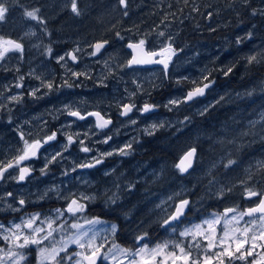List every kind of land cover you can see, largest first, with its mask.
Instances as JSON below:
<instances>
[{
    "label": "rangeland",
    "instance_id": "rangeland-1",
    "mask_svg": "<svg viewBox=\"0 0 264 264\" xmlns=\"http://www.w3.org/2000/svg\"><path fill=\"white\" fill-rule=\"evenodd\" d=\"M145 2L147 3L145 13L141 10L144 3L136 2L132 5L131 10L127 11V15L124 14L123 6H119L118 0H77L80 15L71 12V0H3V2H0V16L5 17L4 21H0V37L5 40H14L23 46L22 52H9L0 60V71H3V73L0 72V93H2L0 103L7 104L11 108L13 120L10 123L9 112L0 109V164L11 161L17 151L21 149L20 144H23V142L18 135L19 131L28 133L29 136L26 138L30 140L51 133L55 129L54 127H59V125L73 120L70 117V120L64 118V115L60 116L63 119L61 122L59 119L53 120L50 110L60 108L69 102H75L74 106L82 112L98 110L102 115H105V118L109 116L113 118V124L108 129L97 133L94 122L91 120L85 122L78 120L70 130L65 129V131L69 134L80 133V139H85L83 135L85 132H88L89 135L97 133L92 136L91 140H85L89 147H92L94 141L103 140L106 136L111 135L113 138L108 144H95V148L99 152H107L120 147L132 137H136L140 141L133 145V154L128 156L129 160L127 159V161L130 167H141L146 169L147 173L151 172L150 165L154 166L157 173L152 176L150 174L144 175L145 185L143 187L149 188V186H152L157 190V185H152L151 181H160L161 193H158L157 190L154 200L151 197H146L144 200L131 197V200H128L126 196L119 197L117 203L114 204L115 211L118 212L117 210L120 207L128 208L132 212L139 209L142 216L137 211L136 214H133V217L135 219L141 218L135 224L142 223L141 220L144 221L141 225H137L142 226L144 229H137L134 235L147 234L148 228L155 225L162 233V238L155 244L145 245L152 249L158 244L168 242V251L175 250L178 252L174 248L176 243H181L185 247L196 243L191 236L181 237L179 235L186 227L201 224L202 221L213 218L212 214L221 215L226 208H234L237 212H244L254 204L253 200L245 198L246 190L264 193V164L255 162V158L252 157L264 153V119H262L264 118V61L253 64L247 62L248 56L264 52V30L254 31L249 30L248 27L237 29L236 39L237 37H247L248 33L252 32L251 39H244L243 43L240 44L241 46L232 45L231 40L233 38L228 35L230 32L226 36H220L225 47L218 49L216 45H211L208 48L211 53L209 52L207 56L203 55L206 49L197 42V40L202 41L201 37H203L204 30L201 26L195 25L192 27L190 25V30H186V35L190 36V46L187 48L177 46L178 31L173 34L169 33L173 37L175 49L182 51H179L175 56L177 63L168 71V79H164V72L158 69L141 70L139 69L141 67H137V70L126 67L127 61L130 59L125 47L126 42L128 44V41L138 42L140 39H145L148 46L156 47V44H158L157 48L163 47L168 42L166 37L164 39L158 37V33L163 32L161 28L157 30L156 35H153L151 28L142 26L141 18L144 16L151 17L154 14L153 1L145 0ZM154 2L160 7L161 3L158 0ZM261 5L264 8V1L261 2ZM29 11L36 12V20L24 16ZM61 13H67V16L52 29L54 35L46 28V23L54 20ZM228 26V31H230L232 25L227 24ZM258 26L261 27V25ZM231 30L233 31V28ZM117 32L124 39L118 38ZM103 39L110 41V46L98 57H91L89 54L91 46ZM48 48L52 49L50 55L47 53ZM76 48L82 49L78 54V59H80L78 64L68 60L66 67H62L61 63H57L59 56ZM185 50H187V53H185ZM189 56L190 67L187 69L180 62L189 58ZM229 65H235V67L231 74L225 76V79H220L222 75L209 70V68L227 70ZM23 67L24 71H22ZM205 69H207L205 75L211 73V78L215 80V84L204 97H201L195 104L185 106L178 112H170L163 107L169 99L182 98L189 89L198 86L193 81H200L201 72ZM7 71L13 72V75H9L10 73ZM71 71L87 72L90 74V78L80 77L81 87L61 88L59 91H52L49 95L44 96L42 100H34L27 95V92L35 88L41 89L38 95L47 92L46 87L41 88L42 82H51L54 85H62L65 79L72 82ZM27 75H29V80L33 81H26L25 76ZM20 76L24 77L23 87L16 89L14 85L19 81ZM37 77H40V79H37ZM183 77L189 78L183 81L182 84L185 86L174 87L176 81ZM100 80H103V84L99 83ZM133 81L136 84H133ZM221 83L223 84L221 85ZM136 85H140L141 90L137 91ZM6 89H11V95L22 94V101L18 103L9 102L8 97L4 98ZM154 89L157 90L153 91ZM125 90L137 92V94L129 100L126 97ZM248 92H251L252 95L245 96V93ZM238 93L240 94L239 97L237 96ZM121 97H125L123 102L126 103L134 101L138 108L145 102L160 105V107L144 116H140L139 112L134 111L130 114V118L120 117L116 102ZM222 97L224 99L220 103H215L220 101ZM214 103L216 105L215 110L205 120L203 119V122L194 119V117L198 118L200 116L198 114L193 115L194 113H198L205 106ZM20 104H30V106L29 108L23 107L19 111ZM226 106L234 107L236 113L228 114V111L225 110ZM185 116H192V122L181 126L177 121L183 120ZM41 117H43V120L48 121L47 128L41 127L43 123ZM131 119H137L135 126L130 124ZM26 121L28 123H25ZM161 121H168L172 124V127L163 128V130L169 129V134H165L166 132H163L162 129L158 130L156 135L143 133L142 129L152 123L159 124ZM90 126L91 130L89 131ZM117 129H120L119 134H117ZM210 132H225L224 134L228 133L233 138L242 134L256 135V138L259 139L253 140L263 147H258L254 153H248V157L242 162L240 161L242 156L237 157V162L225 168L224 165L230 160L228 157L236 153L237 147L226 146L223 141L217 145L215 142L211 143L210 140H206V138H211ZM142 134L145 137L150 136L148 138L151 140V146L163 144L166 147L169 146L168 157H157L155 153L151 155V151H149L146 153L148 157L142 158V161H140V156H137V154L141 155L144 152H142V148L147 150L148 143L147 138L142 137ZM65 142V137H62L47 152L59 151L60 144ZM196 145L199 146L197 152L200 150L199 159L187 174L181 175L175 169L177 159L188 148L196 147ZM137 149L139 153H135ZM95 153L98 154L97 151ZM43 157L41 160L44 164ZM68 157L69 162L65 160L63 164L53 165L50 168H71V160L80 163L87 158L81 152H76L75 155L69 154ZM227 158L228 160L225 163ZM60 177H62L61 173L56 174L53 179H60ZM71 178L72 176H69L67 179ZM210 181L215 183L210 185ZM50 182L51 185L60 186L59 181L53 180ZM210 188L217 193L221 188H224L225 194L223 196L213 195L209 191ZM229 189L231 190L229 191ZM169 197H174V199L170 201ZM180 199L191 201L190 214L187 215L186 212L180 222L169 226L166 230L161 228L160 225L163 220L171 215L174 210V207L170 208L169 205H174ZM61 201L53 195L48 199L47 206L53 210L50 211L51 216L55 215L54 210L58 209V204ZM208 203H211V209H207L202 216L194 214ZM157 205H161V207H157ZM118 213L120 214V212ZM231 215L233 213H230L229 217ZM259 215L255 214L257 221ZM186 216L190 218L185 219ZM250 219L252 217H244V221ZM244 221H241L239 227L247 226ZM82 225L85 229L89 227L85 223ZM110 225V223L102 221L101 224L94 226L99 233L97 244L103 243L106 253L113 246L125 249L113 241H107L116 232L111 231ZM203 227L207 228V225H203ZM74 232H76V229ZM222 232L223 223L216 225L217 235H221ZM72 233L71 230L70 234ZM132 233L131 231L130 234ZM197 239L202 247L199 249L193 248V255L203 256L207 241L200 237ZM123 240L130 241V239ZM70 245L72 244H69L66 249L70 254L79 250L69 248ZM145 245L126 250L135 252ZM56 246L62 245L57 244ZM36 252L39 261L37 264H40L39 250L37 249ZM60 255L62 257L64 254L61 253ZM114 259L115 264H127L124 257L119 254L114 258L109 256L105 261L108 264H114ZM233 264H245V262L234 261Z\"/></svg>",
    "mask_w": 264,
    "mask_h": 264
},
{
    "label": "snow or ice",
    "instance_id": "snow-or-ice-1",
    "mask_svg": "<svg viewBox=\"0 0 264 264\" xmlns=\"http://www.w3.org/2000/svg\"><path fill=\"white\" fill-rule=\"evenodd\" d=\"M3 2V0H0ZM188 0H185V4H187ZM242 3L251 7L250 0H242ZM119 6H123L127 15V0H118ZM193 12H197V8H192ZM71 12L80 15V11L78 9L77 0H71ZM252 16H264V8H253L251 11ZM25 17L31 18L32 20L37 19V14L35 11H29L24 14ZM209 18H211L212 13H208ZM5 17L0 16V21H4ZM41 23H43L41 21ZM117 37L121 40L124 39L123 36L120 35L119 32L116 33ZM159 38L166 37L167 43L164 44L163 47L160 48L159 52H144V46L146 44L145 39H140L137 43L129 42L127 47L133 50L135 53L138 49L141 51V55H133L131 59L127 61L126 67H132L135 65H144L157 63L163 66L164 71V79H168V69L169 64L172 62L173 57L178 54L180 49L173 48V37L170 34H166L165 32L158 33ZM252 32H249L247 37L241 38L237 37L236 44L240 45L243 43L244 39H251ZM108 41H103L102 43H95L91 46L90 56L96 57L98 53L101 52L102 49L108 44ZM22 52L23 46L20 43H17L14 40L0 37V60H2L7 53L9 52ZM82 51L80 48H76L72 51L61 55L57 59V63H61L62 67H66L67 61L70 60L74 64H78V54ZM47 53L50 55L52 53V49L48 48ZM156 57H160L156 59ZM264 61V52L258 53L256 55H250L247 57L248 64L259 63ZM228 67L227 70H223L224 76H228L233 72V68ZM207 69L201 72V80L193 81L194 84H198L191 89H189L183 97H174L167 101L166 104L163 105L168 111H180L185 106L195 104L201 97H204L208 90H210L214 84L215 80L211 78V73H208ZM80 77H89L90 74L84 71H71L72 82L65 79L62 85H54L51 82H42L41 88L46 87L48 89L43 95H38L40 93V88L32 89L27 93L29 97L34 100H42L44 96L49 95L52 91H59L61 88H73V87H81L82 85L79 83ZM40 79V77H37ZM188 77H183L178 79L176 83L179 85L182 81L188 80ZM24 77L20 76L19 81L14 85L16 89H21L23 87ZM100 84H103V80L99 81ZM162 83V81H161ZM133 84H136L133 81ZM158 87L159 85H154ZM10 87V86H9ZM137 91L141 90L140 85H136ZM126 97L131 100L137 92H128L125 90ZM2 95V93H0ZM252 93H245V96H251ZM239 97L240 94L238 93ZM125 97H121L117 100L119 116L124 118H130V114L134 111L139 112L140 116H144L145 114L151 113L155 111L160 105H153L145 102L141 107H137L134 101L132 102H123ZM224 98L222 97L220 101H216L215 103H220ZM9 102L18 103L22 101V94L17 95H9ZM214 104H210L205 106L202 110L198 111V113H194L193 115H205L210 108L215 106ZM75 102H69L68 104L62 105L60 108H54L50 110V114L52 115L53 120H58L61 115L66 117L74 118L71 121H68L64 124L59 125L58 128H55L51 131V134L45 135L43 139H33L29 142V139L26 138L29 136L28 133L24 131H19L18 135L20 140L23 142V148L19 155L14 158V161H10L8 163L0 166V181L5 179V175L8 174L11 176L10 170H15L18 168V175L11 176L18 184L26 181V179L30 178L35 171V168L27 164L26 162L34 159L40 158V150L44 149L46 145H51L53 142L58 141V134H62L65 137V143L60 144V150L52 152H46L44 155V164L43 167L39 169L41 176H47L50 172V166L63 164L65 160H69V157L65 155V153L69 152L71 147L75 144H79V151L83 154H90L93 151L98 152V156L91 157V159L87 162L76 163L75 160H71L72 167L65 168L61 175L63 177H68L71 173L79 170L92 169L102 165L105 160L109 157L118 156V157H127L133 154L134 148L133 145L139 143L140 141L136 137H132L128 142L124 145L114 148L111 151L107 152H99L98 149L95 148L96 143L108 144L112 140V136H106L103 140L94 141L92 147H89L85 140H91L92 136L96 135L99 131L108 129L113 121L111 117L105 118V115H102L100 111H90V112H82L78 107H75ZM0 109L6 110L9 112V122H13L11 116V108L8 107L7 104L0 103ZM89 117L95 118V129L97 133H92L89 135L88 132L83 133L85 139H80V133L69 134L65 131V129H70L72 125L77 121L87 120ZM43 120V117H41ZM138 119V118H137ZM137 119H131L130 124L135 126L137 124ZM264 119V118H262ZM192 122V116H185L183 120L177 121L181 126L190 124ZM25 123H28L27 121ZM48 121L43 120L41 125L42 128H47ZM165 127H172V124L168 121H161L159 124L152 123L148 127L142 129L143 133L147 135H154L158 130L163 129ZM91 130V126L89 131ZM120 129H117V134H119ZM197 157V148L195 146L190 147L184 154L180 157L179 163L175 165V169L183 175L187 174L189 170L193 167L194 161ZM235 163L234 160H228L227 164L224 165L225 168L232 166ZM105 175H109L108 172H105ZM83 184H87V181H83L82 177H78ZM214 181H210V185L214 184ZM243 183V182H242ZM116 187L119 189L121 187L126 188L129 192H131L135 184L129 182L126 185L117 184ZM231 189H229L230 191ZM209 191L213 195L223 196L225 194L224 188H221L219 192H214L210 188ZM55 193L57 199L64 200L67 204L66 208L55 209L54 214L56 219L60 217H64L65 214H69L73 217H77L78 215L84 214L87 211L88 204L96 199L95 195H88L85 192H71L68 195H64L63 192L60 191V186L53 185L51 188L47 189L42 195L38 194V198L43 200L49 197L50 193ZM69 196L71 197L69 199ZM259 196V204L255 207H250L246 209L244 212H237L234 208H226L224 213L221 215L212 214L213 218L206 219L202 221L201 224H195L191 227H186L183 231L179 233L181 237L191 236L192 240L196 243L189 244L186 247L182 246L181 243H176L174 248L178 250L168 251V242L163 244H158L156 247L149 249L147 245L138 248L135 252L120 249L116 246H113L108 250L107 253L103 252L104 248L103 243L97 244V236L98 231L95 230L94 226L97 224H101L98 218H94L92 220H85V224L89 225L87 229H85L84 225L79 223H72L71 228L76 229V232L68 235L66 238H62L58 242H54L52 247H40L42 243L45 241H54V232L63 231L67 228V225L64 228H53V223L55 220L50 217H45L41 219V213H33L27 215L25 217H21L20 223L9 222V226L5 227V225L0 224V239L5 241L6 247H0V264H22V262L26 259L24 250H26L29 246L35 245L39 249V257L40 264H45V262H50V264H98V260L103 257L104 259H108L109 256L113 258L119 254L124 257L127 261V264H233L234 261H244L245 264H264V194L253 190H246L245 198L250 199L252 197ZM8 198H13L14 194L12 192H7L3 196H0V200L7 201ZM119 197L116 194L108 198V201L112 204H116ZM170 201L174 199V197L168 198ZM28 203L26 198L21 196L18 201V207H13L12 204L6 203L5 206L13 212H20L24 206ZM191 201L189 199H180L178 203L174 205H169L170 208L174 207V211L171 212V215H168L166 219L163 220V223L160 225L161 228L165 230L174 224H177L181 221V219L186 215V212L190 210ZM157 207H161V205H157ZM233 213L229 217V214ZM255 214H260L258 217V221L256 219ZM128 213H125L127 216ZM252 217V219L248 221H244V217ZM241 221L247 225L245 227H239ZM223 223V232L221 235H217L216 233V225ZM46 225V228L43 227ZM203 225H207V228H204ZM110 229L112 232H115L117 229L116 224H111ZM146 236V233H145ZM198 237L207 241L206 246H204V255L203 256H194L193 248L199 249L202 247L200 241L197 239ZM144 239V236H137L136 241L140 242ZM60 244L62 246H56ZM69 244H74L79 249L75 253H69L66 251ZM61 253L64 255L61 257ZM115 264V259H114Z\"/></svg>",
    "mask_w": 264,
    "mask_h": 264
},
{
    "label": "flooded vegetation",
    "instance_id": "flooded-vegetation-1",
    "mask_svg": "<svg viewBox=\"0 0 264 264\" xmlns=\"http://www.w3.org/2000/svg\"><path fill=\"white\" fill-rule=\"evenodd\" d=\"M152 1L154 4V14H152L153 16L151 17L148 16L142 17L141 18L143 23L142 26L144 28L145 27L151 28L153 35H156V32L159 28H161L163 32H165L166 34L169 33L173 34L176 33V31H178L177 46H181L184 48L190 46V36L186 35V30H190V25L192 27L195 25L201 26L204 30L203 37H201L202 41L197 40V42H199L200 45L206 49V51L203 53V55L205 56L209 55L210 51L208 50V48L211 45H216L218 49H223L225 45L223 46L220 36H226L229 32L230 33L228 35H230L233 38L231 40L232 45H237L236 44L237 29H243L245 27H248L249 30H254V31L264 30V16L251 15V11L253 8H263L261 2H263L264 0H250L251 7H248L247 5L243 4L242 0H188L187 4H185V0H158V2L161 3L160 7L155 4L154 2L155 0ZM133 2L144 3L141 6V10L144 13L146 12L147 3L145 2V0H127V9H126L127 11L131 10L132 5L134 4ZM192 8H197L198 11L193 12ZM209 12L212 13L211 18H209L208 16ZM227 24L232 25L233 31L231 30L232 28L230 29V31H228L229 26L227 27ZM258 25H261V27H259ZM211 37H213V39H211ZM157 45L158 44H156V47H150L148 46V43L146 41V44L144 46V51L159 52L161 47L157 48ZM173 48H176V46L173 45ZM127 52L129 57H131V52L129 50H127ZM185 53H187V50H185ZM159 58L160 57H156V59ZM78 60L80 62V59ZM176 63L177 60L175 59L174 56L172 62H170L169 64L168 71L172 69V67ZM180 63L181 65H183L185 68L188 69L190 67V56L187 59H183L182 62ZM151 64L153 65L139 69L141 70L158 69L159 71H163L162 65L157 63H151ZM228 67H232V66L229 65ZM131 68L138 70L137 67H131ZM209 70L210 72H215L222 75L220 76V79H225V76H223L222 74L221 68L220 69L209 68ZM22 71H24V67ZM0 72L3 73V71ZM9 73H10L9 75H13V72L12 73L9 72ZM25 80L29 82L33 81V80H29V75L25 76ZM222 84L223 83H221V85ZM155 90L157 89H154L153 91ZM4 93L6 95L4 96V98H7L9 95H11V89H6ZM20 105L22 106L21 108ZM20 105H19V111L22 110L23 107L29 108L30 106V104L27 105L20 104ZM92 111H98V110H92ZM63 117L69 118L66 116ZM111 119L113 121V118ZM59 120L61 122L63 119L59 118ZM89 120L94 122L95 125L94 117H89L87 120H84V122ZM54 128H58V127H54ZM168 131L169 129L163 130V132H168ZM224 133L210 132L211 138H213V140H211V138H206V140H210L211 143L215 142L216 145L221 141H223L226 144V146L229 147L236 146L237 147L236 153L228 157L230 160L232 159L235 162H237L236 160L237 157L242 156V158L240 159V161L242 162L246 157H248L247 155L248 153H254V151L257 150L258 147L260 146L263 147L257 141L253 140V139H259L256 138V135L252 136L251 134L248 135L242 134L241 136L237 135L235 136V138H233L232 136L228 135V133L227 134ZM156 134L157 133H155L154 135ZM44 136L45 135L33 139H43ZM62 137H64L62 134H58V140H60ZM142 137L146 138L144 135ZM33 139H30L29 142H31V140ZM56 142H53L50 146L46 145L44 149H41L39 159H34L26 162L27 164L35 168V171L32 174V176L26 179V181L18 184L14 179L11 178V176L18 175V168L15 170H10L11 176L6 174L5 179L3 181H0V196H3L7 192H12L15 197V199L8 198L6 202L0 200V224H3L5 225V227H8L9 222L20 223L21 217H25L33 213H41V219H44L45 217H50L51 216L50 211L53 210L49 209L47 206L48 199L52 195L55 196V198H57L56 194L54 192L50 193L49 197L43 200H40L38 198V194L42 195L47 189L51 188L53 185H51L50 181L55 180L56 182L58 181L60 182L59 184L60 191L63 192L64 195H68L71 192H76L77 194H79V192H85L88 195H95L96 199L88 204L87 211L84 214L78 215L77 217H73L69 214H65L64 217H60L59 219H56L55 215L51 216L55 220V222L53 223V228H64L65 225H67V228L63 231L54 232L53 233L54 241H45L44 243H42V245H40V247L50 248V246H53L54 242H58L62 238H66L68 235H70L71 230L74 233L75 229L71 228L72 223H79L82 225L85 223V220H92L94 218H98L100 221L107 222L110 224H116L117 225L116 232L113 233L108 238L107 241L108 242L113 241L114 243L125 249H132L137 246L145 245V244L152 245L161 240L162 233L157 229V226L155 225H151L148 228L146 236L145 234L134 235L137 229H144L142 226H137V225H141L144 221L141 220L142 223L135 224L141 218L135 219L133 217V214H136L137 211L140 214V210L138 209L137 211L134 210L132 212L128 208L120 207L117 210L118 212H120L119 214L118 212L115 211L114 204L108 201V198L113 196V194H116L118 197L126 196L127 197L126 199L128 200H131V198L144 200L146 197H151L154 200V195L157 193V190L158 193H161L160 181L158 182L156 180L151 181L152 185L154 186L157 185V190H155L152 186H149V188L143 187L145 185L144 175L150 174L152 176L157 173L154 166L152 167L150 165L151 172L147 173V170L141 167H130V164L127 161L128 156L123 158L118 156H113L107 158L102 165L96 168L85 169V170L78 169L76 172L71 173L69 175L72 176L71 179H67L69 176L68 177L62 176L60 177V179L59 178L53 179V177L56 174H59L64 170V168L62 167H59L58 169L56 167L53 168L51 167L50 172L47 176H41L39 172V169L43 167V162L41 159L43 155ZM244 144L246 145L244 146ZM20 145H21V149L17 151L15 157L20 154L23 148V144L21 143ZM79 147H80L79 144L73 145L69 150V152L65 153V155L68 156L69 154L75 155L76 152L79 153L80 152ZM149 151L151 150L149 149L145 150V148H142L143 153L141 155L137 154V156H140L139 160L142 161V158L145 159L146 157H148L146 153H148ZM135 153H139V150L137 149ZM83 155H86L87 158L81 162H87L91 159V157L98 156V154H96L95 151H93L90 154H83ZM252 157L255 158L254 159L255 162L260 163L262 165L264 164V153H261L260 155L257 156L253 155ZM14 158L11 161H14ZM228 158L225 160V163L227 162ZM5 163L0 164V166H3V164ZM105 172H108L109 175H105ZM78 177H82V180L87 181L88 183L83 184L81 180L78 179ZM129 182L135 184V187L131 192H129L126 188L121 187L118 189L116 187L117 184L123 186L128 184ZM21 196L26 198L28 203H26V205L20 212H13L5 206L6 203H9L12 204L13 207H18L17 201ZM70 198L71 197L69 196V199ZM259 199H260L259 196L250 198V200H253L252 202L254 203L252 206L257 204L259 202ZM66 206H67L66 202L62 200L58 204V209L63 210L66 208ZM125 213H128L127 217H131L129 219L132 221V223L129 225H122L121 222L123 221V219L118 217L121 215L125 216ZM140 215L142 216V214ZM43 227L46 228V225H43ZM131 231L133 232L132 234H130ZM137 236H144V239L140 242H137L136 241ZM123 239H130V241ZM0 247H6L5 241L3 239H0ZM69 248L72 249L75 248L76 250L78 249L77 246L74 244L70 245ZM37 249H38L37 246L32 245L29 246L26 250H24L26 259L22 262V264H37L39 262L38 253L36 252ZM102 251L106 253L105 248H103ZM49 263L50 262H45V264H49ZM98 264H108V262H106L105 259L101 257L98 261Z\"/></svg>",
    "mask_w": 264,
    "mask_h": 264
},
{
    "label": "trees",
    "instance_id": "trees-1",
    "mask_svg": "<svg viewBox=\"0 0 264 264\" xmlns=\"http://www.w3.org/2000/svg\"><path fill=\"white\" fill-rule=\"evenodd\" d=\"M67 16V13L66 14H64V13H61L58 17H56L54 20H51V21H48L47 23H46V28L48 29V30H50L51 31V33L53 32V28L54 27H56L60 22H62L64 19H65V17ZM123 17V16H122ZM54 33V32H53ZM54 35H55V33H54ZM47 39H49L48 37H46ZM183 83V81L181 82V84H177V83H175V85H174V87L175 86H177V87H180L181 85H183L182 84ZM183 86H185V85H183ZM215 107H216V105L212 108V109H210L205 115H203V116H199L198 118H195L194 117V119L196 120V119H199V120H201L202 122H203V119L205 120V118H207L208 117V115H210L214 110H215ZM225 110H227L228 111V114H231V113H236V110H235V108L234 107H229V106H226V108H225ZM147 140H148V143H147V149H149V150H151V155H153L154 153H155V155H157V157H168V151H169V146H167L166 147V145L165 144H163V145H155V146H151V140H150V138H148L147 137ZM198 145H196V148L198 149ZM199 155H200V150H198V152H197V157H196V160H195V162L196 161H198V159H199ZM211 203H208V204H206V205H204L202 208H200L197 212H195L194 214L195 215H198V216H202L203 214H204V212L207 210V209H211V205H210ZM188 214H190V210H188L187 211V215ZM118 216V215H117ZM119 218H121V219H123V221L121 222V224L122 225H129V224H131L132 223V221L129 219V218H131V217H127V216H123V215H121V216H118ZM190 217L189 216H186L185 217V219H189Z\"/></svg>",
    "mask_w": 264,
    "mask_h": 264
},
{
    "label": "water",
    "instance_id": "water-1",
    "mask_svg": "<svg viewBox=\"0 0 264 264\" xmlns=\"http://www.w3.org/2000/svg\"><path fill=\"white\" fill-rule=\"evenodd\" d=\"M103 41H97L96 43H102ZM109 42V41H108ZM135 43H137V42H135ZM95 44V43H94ZM109 44L110 43H108L106 46H105V48L104 49H102L101 50V52L100 53H102L108 46H109ZM129 49V48H128ZM130 51H131V57H130V59L132 58V56L135 54V55H137V56H140L142 53H141V51L138 49L135 53H133V50H131V49H129ZM143 51H144V49H143ZM145 52V51H144ZM100 53H98L97 54V56L100 54ZM151 65H153V64H144V65H135L136 67H145V66H151ZM179 160H180V158H179ZM179 160H178V163H179ZM179 202V201H178ZM177 202V203H178ZM259 204V203H258ZM257 204V205H258ZM256 206V205H255ZM255 206H253V207H255ZM99 261V260H98Z\"/></svg>",
    "mask_w": 264,
    "mask_h": 264
},
{
    "label": "bare ground",
    "instance_id": "bare-ground-1",
    "mask_svg": "<svg viewBox=\"0 0 264 264\" xmlns=\"http://www.w3.org/2000/svg\"><path fill=\"white\" fill-rule=\"evenodd\" d=\"M242 86V85H241ZM173 115V114H172Z\"/></svg>",
    "mask_w": 264,
    "mask_h": 264
}]
</instances>
